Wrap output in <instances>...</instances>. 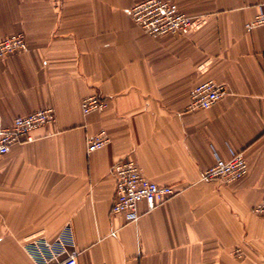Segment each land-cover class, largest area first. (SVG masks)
Here are the masks:
<instances>
[{"label":"crops","instance_id":"crops-1","mask_svg":"<svg viewBox=\"0 0 264 264\" xmlns=\"http://www.w3.org/2000/svg\"><path fill=\"white\" fill-rule=\"evenodd\" d=\"M139 1L0 0V40L23 33L28 44L0 61V125L56 112L0 156V264H37L25 244L67 226L78 264H264V214L253 211L264 196V25L245 27L264 0H175L193 29L158 37L128 13ZM207 80L225 96L186 110ZM94 94L108 106L84 114ZM101 129L111 141L88 152ZM237 151L242 178L202 179ZM126 156L180 190L153 210L140 202L136 223L112 212V166Z\"/></svg>","mask_w":264,"mask_h":264},{"label":"built area","instance_id":"built-area-1","mask_svg":"<svg viewBox=\"0 0 264 264\" xmlns=\"http://www.w3.org/2000/svg\"><path fill=\"white\" fill-rule=\"evenodd\" d=\"M133 21L147 34L158 37L166 35L186 36L194 26V18L182 12L175 0H141L128 9ZM264 25V8L245 24L247 30ZM27 40L23 33H15L0 40V61L10 53L27 49ZM227 93L225 84L207 80L194 86L189 93L186 110L207 109ZM108 106L106 98L89 95L82 99L81 109L84 114L102 111ZM56 120L53 107L18 115L10 124L0 125V156L6 154L17 144L35 140L34 131ZM111 141L106 129H101L87 137V150L93 152L103 148ZM248 171V162L241 151L233 152L229 158L217 157L215 163L202 175L206 181L230 182L242 178ZM115 177V198L112 212L123 214L128 223H136L141 217L140 202L153 210L180 193L168 185H160L147 178L136 161L128 156L117 160L112 166ZM257 214H264V196L253 209ZM73 238L67 226L53 241L37 238L25 244V248L37 264H78V251L71 248ZM235 253L240 255V251Z\"/></svg>","mask_w":264,"mask_h":264}]
</instances>
